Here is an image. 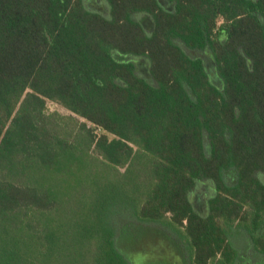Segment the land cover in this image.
Here are the masks:
<instances>
[{
	"label": "trees",
	"instance_id": "trees-1",
	"mask_svg": "<svg viewBox=\"0 0 264 264\" xmlns=\"http://www.w3.org/2000/svg\"><path fill=\"white\" fill-rule=\"evenodd\" d=\"M97 1L0 0V264H130L115 200L193 264L264 256V0Z\"/></svg>",
	"mask_w": 264,
	"mask_h": 264
},
{
	"label": "rangeland",
	"instance_id": "rangeland-1",
	"mask_svg": "<svg viewBox=\"0 0 264 264\" xmlns=\"http://www.w3.org/2000/svg\"><path fill=\"white\" fill-rule=\"evenodd\" d=\"M103 5L104 3L98 0L93 6H95V10L103 11L106 14L107 6ZM136 18L138 17L136 16ZM143 75L148 76L147 73H143ZM48 107L51 111H57L62 115L70 114L62 107L50 102ZM96 131L97 134L101 133L100 130L96 129ZM213 189L210 181L203 180L198 182L195 190L190 194L192 204L198 213L202 215L207 213L208 201L214 195ZM103 219L111 222L116 220L118 224L119 222L123 223V228L120 229L121 240L125 257L129 259L130 264H193L191 246L187 243L185 236L175 230L170 222L148 223L135 220L140 223L141 228L136 225H128L126 204L117 200L109 204L108 216L104 215ZM77 234L72 235L71 241L66 240L62 244L70 249L71 242L80 246L86 237H84L83 231H78ZM230 239L233 245L241 251L236 264H264V256L253 251L247 232L236 230ZM95 242V240L90 241L93 249L96 247Z\"/></svg>",
	"mask_w": 264,
	"mask_h": 264
}]
</instances>
